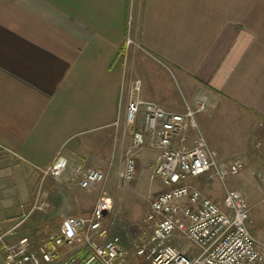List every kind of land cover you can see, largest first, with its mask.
Segmentation results:
<instances>
[{
	"label": "crops",
	"instance_id": "crops-1",
	"mask_svg": "<svg viewBox=\"0 0 264 264\" xmlns=\"http://www.w3.org/2000/svg\"><path fill=\"white\" fill-rule=\"evenodd\" d=\"M133 80L142 82L144 100L166 106L174 99L182 111L194 96H205L208 113L200 121L206 130L209 119V147L221 160L241 162L242 192L250 181L253 196H261L264 0H0V237L6 242L30 237L26 226L58 230L65 218L88 213V198L102 186L82 190L69 172L42 180L40 170L60 154L70 167L99 169L106 182L119 173ZM155 160L152 149L140 154L141 181L155 182ZM41 186L50 209L26 222Z\"/></svg>",
	"mask_w": 264,
	"mask_h": 264
},
{
	"label": "built area",
	"instance_id": "built-area-1",
	"mask_svg": "<svg viewBox=\"0 0 264 264\" xmlns=\"http://www.w3.org/2000/svg\"><path fill=\"white\" fill-rule=\"evenodd\" d=\"M132 44L126 40L127 48ZM141 87L140 80L128 84L125 125L131 131V141L118 177L123 184L133 182L139 156L150 148L156 152L153 178L165 190L150 200L146 219L153 225L152 235H142L135 257L146 264H261L264 245L249 230V207L241 193L225 188L219 205L189 184L199 178L224 184L243 170L237 161L219 159L203 137L196 119L206 110L207 98H199L195 108L174 113L145 101ZM191 133L194 140L189 137ZM40 171L42 180L69 172V182L77 183L82 190L106 182V175L99 169L82 164L70 167L59 154ZM112 208V202L101 194L90 213L65 218L60 229L47 233L38 252L31 250L27 238L8 243L1 236L2 264H129L120 238L109 236L103 225ZM49 209L48 196L41 186L25 219ZM177 239L190 242L197 251L176 247Z\"/></svg>",
	"mask_w": 264,
	"mask_h": 264
},
{
	"label": "rangeland",
	"instance_id": "rangeland-1",
	"mask_svg": "<svg viewBox=\"0 0 264 264\" xmlns=\"http://www.w3.org/2000/svg\"><path fill=\"white\" fill-rule=\"evenodd\" d=\"M165 79H169L173 81V78L171 76H168L167 78L165 77ZM195 98L196 97L194 96V101L188 100L189 102H186L184 104V108H185L184 111L186 110V107L195 108L196 102L199 100ZM173 100L174 99H169V101L166 103V106H163L161 103H158L156 101H149V102H154L157 105H159L161 108L169 112H173V111H175L174 113L184 112L182 111L183 110L182 108L181 109L177 108V105L173 103V102L176 103V101L175 100L173 101ZM207 113L208 112L206 110L202 113H199L197 115L196 120L201 129L203 137L207 141V144H209L207 140L208 139L207 136L209 133L208 132L209 119H205L203 123V126L205 127L207 131L202 129V125H201L202 119L200 121V117L207 115ZM124 137H126L125 142L128 141V145H129L131 141V131L126 129ZM189 137L191 140H194V135L192 133L189 134ZM146 150L151 152L150 148H146L142 152ZM149 155H151V153ZM218 157H219V154H218ZM230 161L234 162L237 160H230ZM116 171H118V169H115L113 172H111V174L108 176L107 182H105L106 184L105 183L103 184L102 190L98 192L97 196L94 199L88 198V204H89L88 213H90L93 207V203L96 202V200L99 198V196H101V194L107 197L112 202V207H113L111 213L106 216L104 223H103L104 228L108 232V235L118 236L120 238L122 245L128 254L127 260L129 264H146L140 259L135 257L134 255L135 247L139 243V240L142 238V235H146L147 237H150L152 235L153 225L149 223L146 219L147 213L149 211L150 200L154 196V194H152L151 189H154V192L156 191L155 189H157L155 194L160 193L165 189L163 186L159 184V181L157 180H154L155 182H151L149 180H147V182L141 181L138 174L133 182L129 184H123L122 182L119 181V177H118L119 173L117 172L116 174ZM243 172L244 170H242V172L236 175L235 177L229 178L224 184L223 183L221 184L217 180H206L205 178L191 180L189 181V184L197 187L204 196L210 198L211 200H213L215 203L219 205L222 204V201L224 199L225 188L234 189L236 191H239L241 195L244 197L247 206L249 207V212H250L249 213V224H248L249 230L251 234L253 235V237L258 242L264 245V190H262L260 197L258 196L254 197L253 196L254 188L250 186L251 183L250 181H248L249 185L246 186V193H243L241 190V187L243 183H244L243 185L246 184V182L241 181L243 177L242 175ZM252 179L256 181L254 178ZM259 181H260L259 184L261 188L263 189L264 182H262L261 180ZM253 185H256V183H254ZM212 196L214 197L212 198ZM47 212L38 213V214L43 216ZM29 218L26 219V222L27 220H29ZM24 228L27 229L26 230L27 232L30 231V233H32V235H29L30 237L26 236V238L30 242L31 250L35 252L39 251V248L42 245L46 234L52 230H57V229L50 228L48 226L46 227L44 226L43 228L33 227V230H28L27 226ZM22 231H24V229H18L15 233L19 234ZM174 245L190 253H194L197 251L194 245H192L190 242L184 239H177ZM262 255H263V261L261 264H264V249H262ZM54 264H60V262H57Z\"/></svg>",
	"mask_w": 264,
	"mask_h": 264
}]
</instances>
